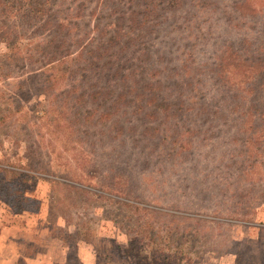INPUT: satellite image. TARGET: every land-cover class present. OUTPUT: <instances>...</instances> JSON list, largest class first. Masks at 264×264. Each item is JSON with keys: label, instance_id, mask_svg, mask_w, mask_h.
Masks as SVG:
<instances>
[{"label": "rangeland", "instance_id": "374dc122", "mask_svg": "<svg viewBox=\"0 0 264 264\" xmlns=\"http://www.w3.org/2000/svg\"><path fill=\"white\" fill-rule=\"evenodd\" d=\"M172 1L48 0L0 29V165L24 199L5 214L0 187L1 233L26 255L264 264V155L223 99L246 95L231 61L264 49V0Z\"/></svg>", "mask_w": 264, "mask_h": 264}, {"label": "trees", "instance_id": "16d2710c", "mask_svg": "<svg viewBox=\"0 0 264 264\" xmlns=\"http://www.w3.org/2000/svg\"><path fill=\"white\" fill-rule=\"evenodd\" d=\"M178 3H179L178 0L172 1V4L178 5ZM232 3H233L232 6L233 9L239 12L240 11L245 12V9L243 7L245 4V6L248 7L249 13H252L253 16H255L256 14L255 8H253L252 5L250 6L249 4H247L246 0H239V1L232 0ZM46 4H48V0H43L42 3L37 2V0H3V3L0 6V29L12 16H15V18H17L18 16L21 18H23V16H28L34 19L33 24H37L38 23L37 20L40 18H44L45 16V11H43L44 10L43 8ZM48 11L49 10H47V15L49 19ZM133 19L136 21V18ZM47 22H49V20ZM60 23H62V20L58 21V24ZM144 23H146L145 20L138 21L139 25H144ZM17 37H20V35L17 34ZM6 47L8 48L9 45L6 44ZM224 58H226V56L224 57L223 54L218 55V61L220 59L223 60ZM218 61L213 60V62L216 63V64L213 63V67L215 69L214 70L209 69V72L213 73L218 70L219 67L216 68V66H218L217 64ZM231 62H232L231 65L233 66L234 70L235 71L237 70L241 77L247 79L245 84L248 86L245 87V90H246V95L247 94L250 95L248 97V95L246 96L243 94H236V93H232L230 95L228 94L229 96L228 103L226 96L223 99L226 100V106H228L227 108L228 111L240 116L243 120L242 123L244 125L247 124L245 125L246 130L249 129L251 131L250 132L251 134L257 133L256 139L258 141V148H259L258 155L263 156L264 155V49H262L260 55H257V53H252L251 57L249 58H239L237 55H234V58L232 59ZM149 90H150L149 88L139 89L137 93L138 96L135 97L133 96V98L140 100L142 96H146L149 93ZM127 95L129 94L124 93V91L120 92L117 96V102L122 101L124 97ZM152 96L150 94L149 97L151 98L148 100H154ZM160 108H162L166 114L167 111H165V109L167 110V108H169V105L166 108L165 105L164 107L161 105ZM154 116L155 115H153L152 112L146 113L145 115L146 118L149 117L153 119L155 118ZM246 130L242 134V136H245L242 137L244 139L242 141V145L249 144L250 142L251 134L246 133L247 132ZM114 131L116 134L121 133V129L119 126L115 127ZM21 142L23 143V141ZM30 154H32V151H29L28 154L23 152V156L26 159V161H30ZM22 165L24 166L27 165L28 167H31L28 162L26 163V165L25 164ZM15 174H16L15 171L12 170L11 168L3 167L0 165V187L5 189V196H4L5 214L9 213L10 212L9 210L11 209L8 205L9 202L8 200L16 202L17 204L18 202L24 200L22 196V189L19 187L17 188L14 185V182L16 180ZM73 244L75 248H79L80 246L81 248L86 249V251L89 249L88 247L90 246L91 250L89 249L88 251H90L91 254H92V250L95 251V249H93L91 246L90 240L85 238L84 235L81 236L76 235ZM101 257L106 259L105 255H101ZM96 260L97 259H95V263H97Z\"/></svg>", "mask_w": 264, "mask_h": 264}, {"label": "crops", "instance_id": "0c3cea01", "mask_svg": "<svg viewBox=\"0 0 264 264\" xmlns=\"http://www.w3.org/2000/svg\"><path fill=\"white\" fill-rule=\"evenodd\" d=\"M3 214L4 208L0 207V264H16L17 262H21L22 264H60L61 262H64L63 259L60 261V258L58 259L57 257L54 258L49 256L48 253L47 257H49V259H46L45 255L38 256L37 252L26 255L25 251L27 248L17 239L15 232L13 233L12 231V235H2L1 229L3 228ZM27 240H29L30 243H37L33 236H29ZM34 244L33 247H35Z\"/></svg>", "mask_w": 264, "mask_h": 264}]
</instances>
